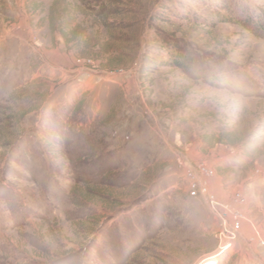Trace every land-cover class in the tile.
Segmentation results:
<instances>
[{
	"label": "rangeland",
	"instance_id": "obj_1",
	"mask_svg": "<svg viewBox=\"0 0 264 264\" xmlns=\"http://www.w3.org/2000/svg\"><path fill=\"white\" fill-rule=\"evenodd\" d=\"M262 16L0 0V264H264Z\"/></svg>",
	"mask_w": 264,
	"mask_h": 264
},
{
	"label": "built area",
	"instance_id": "obj_2",
	"mask_svg": "<svg viewBox=\"0 0 264 264\" xmlns=\"http://www.w3.org/2000/svg\"><path fill=\"white\" fill-rule=\"evenodd\" d=\"M177 154H179V151H177ZM183 158V156H182ZM206 169V172L208 174H213V170L212 169ZM195 171V172H194ZM192 176L194 174V179L191 180V196L192 197H200V196H204L205 194L202 191V185L201 182L199 181V179H197V171L193 168V170H190L189 172ZM224 225H225V233L224 234V240H222V247L225 249L230 248L233 245V240L237 237L238 231L235 230L232 226H230L228 224V222L226 220H224ZM238 224V223H237Z\"/></svg>",
	"mask_w": 264,
	"mask_h": 264
},
{
	"label": "trees",
	"instance_id": "obj_3",
	"mask_svg": "<svg viewBox=\"0 0 264 264\" xmlns=\"http://www.w3.org/2000/svg\"><path fill=\"white\" fill-rule=\"evenodd\" d=\"M65 12H66V10H64V9L63 10H60L59 11V16L61 17ZM109 16H110V12H105L102 15V18L104 19V23L105 24H107L108 19H109ZM244 24H246V23H244ZM257 26H258L257 28H262V27L264 28V16H262V17L259 18V20L257 21ZM257 30L258 29H256V33H257ZM173 50H175V51H173ZM168 52L170 54V57L173 60H175V62L177 63L178 66H181V67H184L185 66V64H184V62L186 61V56L185 55H182V53L179 52V51H177L176 49H171V51H168ZM76 195L81 200H83L84 199V196L83 195H85V193H83V192H81V193L79 192L78 193L77 192ZM96 223H97V221H96Z\"/></svg>",
	"mask_w": 264,
	"mask_h": 264
}]
</instances>
